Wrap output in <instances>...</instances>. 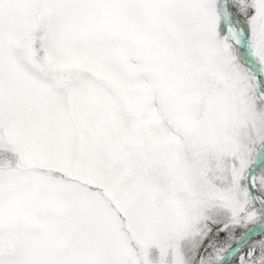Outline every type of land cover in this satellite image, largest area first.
Instances as JSON below:
<instances>
[{"label": "snow or ice", "instance_id": "6c2138e0", "mask_svg": "<svg viewBox=\"0 0 264 264\" xmlns=\"http://www.w3.org/2000/svg\"><path fill=\"white\" fill-rule=\"evenodd\" d=\"M0 264H264V0H0Z\"/></svg>", "mask_w": 264, "mask_h": 264}]
</instances>
